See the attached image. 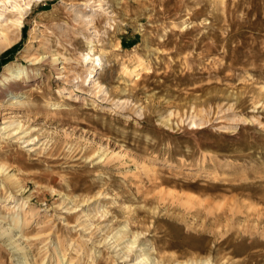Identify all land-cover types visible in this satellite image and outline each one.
Here are the masks:
<instances>
[{"label": "rangeland", "instance_id": "1", "mask_svg": "<svg viewBox=\"0 0 264 264\" xmlns=\"http://www.w3.org/2000/svg\"><path fill=\"white\" fill-rule=\"evenodd\" d=\"M0 33L26 73L0 85V225L31 261L264 264V0H0Z\"/></svg>", "mask_w": 264, "mask_h": 264}, {"label": "bare ground", "instance_id": "2", "mask_svg": "<svg viewBox=\"0 0 264 264\" xmlns=\"http://www.w3.org/2000/svg\"><path fill=\"white\" fill-rule=\"evenodd\" d=\"M27 1H31V0H27ZM110 28H111V25H109L107 27V29H110ZM11 41H12V39H11V37H9V35L7 36L4 33L3 34L0 33V52L8 44H10ZM86 55H87V58L89 60L90 65L91 64H97V63H99L100 60H102V58H103L102 55L96 54L94 52V49H93V47L91 45L89 46V49H88V52H87ZM138 64L136 65L138 67H133V68L126 67L125 66L123 72H124L125 76L128 79L137 78L141 74V71H142V69H144V66L142 65V62H140L139 65ZM24 74H26V73H25V69L23 67H21L20 65H14L12 63H8V64H6L4 66L3 72H2V74L0 76V85L2 84L4 86V84H7L8 85V84H11L12 82H13V84H15L14 82H17V81H20V80L22 81V78H23ZM24 77H26V76H24ZM93 81H94V79H93ZM1 128H4V126L1 127ZM5 168H6V166L3 163H1L0 164V171L4 170ZM210 173H211L212 176H216L217 175L216 171H211ZM8 176L11 177V175H8ZM15 201H16V203H18V200L17 199ZM10 216L11 217H10L9 220L13 224L14 223H18L20 221V218H19V216L17 214L10 215ZM24 225H27V224L26 223H22V222H21V224L19 223V227L20 228H22ZM125 226H127V223L125 224ZM2 228H3V226L0 225V229H1V234L2 235L5 232L8 233L5 237H3V239L5 241H9L8 244H10L12 248H14V250H15V252L13 251L14 253H21L22 254V257L25 258V262H23V264H42V263H39L38 260H32L31 261V259L28 257V252L26 251V245L25 244H22L21 242H19V238H14L13 237L14 234L9 233L8 232V228H5V229H2ZM123 236H124L123 233H118L117 234V240H121L123 238ZM132 242H134V241H132ZM140 255L144 259H145V257H147L146 256L147 253L144 252V251H140Z\"/></svg>", "mask_w": 264, "mask_h": 264}]
</instances>
